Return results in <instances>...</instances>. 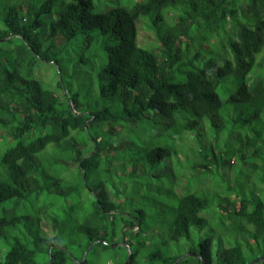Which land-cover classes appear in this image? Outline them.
I'll use <instances>...</instances> for the list:
<instances>
[{
	"label": "trees",
	"instance_id": "1",
	"mask_svg": "<svg viewBox=\"0 0 264 264\" xmlns=\"http://www.w3.org/2000/svg\"><path fill=\"white\" fill-rule=\"evenodd\" d=\"M92 3L0 0V264L116 263L122 234L129 264H174L183 239L176 264L264 260V203L233 181L264 131V0ZM140 18L153 47L137 43ZM207 211L242 241L195 245ZM164 224L178 254L140 257L139 234Z\"/></svg>",
	"mask_w": 264,
	"mask_h": 264
},
{
	"label": "rangeland",
	"instance_id": "2",
	"mask_svg": "<svg viewBox=\"0 0 264 264\" xmlns=\"http://www.w3.org/2000/svg\"><path fill=\"white\" fill-rule=\"evenodd\" d=\"M7 3L15 2L16 0H2ZM37 2H41L43 0H36ZM92 12L93 13H102L110 8H115L117 6L130 7L137 2H141V0H92ZM147 18H140L137 21V29H138V39L137 43L139 46L143 47H153L154 43V35L153 32L147 27ZM35 78L45 87L53 88L56 83V73L51 65L39 63L37 68L35 69ZM72 84H76L75 78L71 80ZM182 138H184L185 145L193 146L190 141V136L187 132L182 134ZM11 144H6L0 139V154L3 152L8 146ZM259 154L255 158H248L245 160V163L241 161H237L233 170L234 176L233 181L237 185L236 187L242 191L243 197L250 198V192H253L260 201L264 203V131L261 133L259 140ZM1 172V168H0ZM1 176V174H0ZM2 178V177H0ZM2 208V206H1ZM0 208V215H1ZM204 218H206L207 227H209L212 231L209 233H198L197 231H193V240L196 245L199 240V235L206 234L211 237L212 242L214 241V236L220 237L224 242L227 239L231 245H234L236 239L238 238L240 241L241 238L238 236H233L231 234L225 233L223 230L219 229L218 223L216 222V215L212 211H207L203 214ZM148 222L152 221L151 218L147 219ZM42 227L49 232L50 227L47 222H43ZM151 229L158 230L154 227V223H150ZM160 235L157 232H152L151 230L145 229L144 232L139 234V242L141 243L139 247L140 257L148 256L153 252H160L162 254L174 255L178 254V248L175 244L169 243L167 246L163 245L162 242L167 238L168 225L164 224L161 226ZM220 231V233H218ZM119 244V243H118ZM255 242L253 243V246ZM225 246V245H224ZM179 247L181 249L182 255L189 253L187 251L189 247V243L186 240H181L179 243ZM134 248V247H133ZM7 250L4 244L0 241V261H2L3 254ZM125 254L128 252L124 249H120L119 247H114L109 255H114L116 257V264L122 262ZM189 255V254H188ZM187 255V256H188ZM252 253L248 252L247 259L251 260ZM107 256L101 257V262L104 263ZM141 258H137L139 260ZM257 260V259H255ZM253 261V260H252ZM251 261V262H252ZM139 264H145L143 261H140Z\"/></svg>",
	"mask_w": 264,
	"mask_h": 264
},
{
	"label": "water",
	"instance_id": "3",
	"mask_svg": "<svg viewBox=\"0 0 264 264\" xmlns=\"http://www.w3.org/2000/svg\"><path fill=\"white\" fill-rule=\"evenodd\" d=\"M111 247H112V248H114V247H122V248H124V249L128 252V257H127L126 261H125L123 264H129V263H130L131 251H130L129 247L125 244L124 234H122L121 242H120L119 244H112ZM187 255H188V253H187V254H184V255H182V256H180V257L176 260V262H175L174 264L180 262V261H181L183 258H185ZM196 257H197V258H200L199 256H196ZM83 258H85V253H84V255H83ZM49 259H50V257H49ZM263 261H264V260L259 259V260L252 261V262H250L249 264H256V263L263 262ZM201 264H203L202 261H201Z\"/></svg>",
	"mask_w": 264,
	"mask_h": 264
},
{
	"label": "built area",
	"instance_id": "4",
	"mask_svg": "<svg viewBox=\"0 0 264 264\" xmlns=\"http://www.w3.org/2000/svg\"><path fill=\"white\" fill-rule=\"evenodd\" d=\"M106 264H116L115 262H113V261H111V260H109V261H107V263Z\"/></svg>",
	"mask_w": 264,
	"mask_h": 264
},
{
	"label": "crops",
	"instance_id": "5",
	"mask_svg": "<svg viewBox=\"0 0 264 264\" xmlns=\"http://www.w3.org/2000/svg\"><path fill=\"white\" fill-rule=\"evenodd\" d=\"M112 261V260H111ZM114 262V261H113Z\"/></svg>",
	"mask_w": 264,
	"mask_h": 264
}]
</instances>
